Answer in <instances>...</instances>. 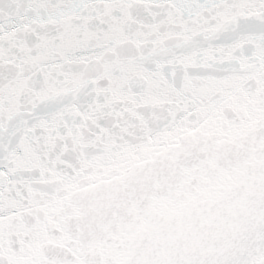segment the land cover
Wrapping results in <instances>:
<instances>
[{
    "label": "snow or ice",
    "instance_id": "1",
    "mask_svg": "<svg viewBox=\"0 0 264 264\" xmlns=\"http://www.w3.org/2000/svg\"><path fill=\"white\" fill-rule=\"evenodd\" d=\"M0 264H264V0H0Z\"/></svg>",
    "mask_w": 264,
    "mask_h": 264
}]
</instances>
